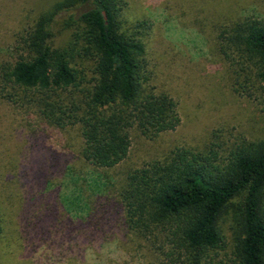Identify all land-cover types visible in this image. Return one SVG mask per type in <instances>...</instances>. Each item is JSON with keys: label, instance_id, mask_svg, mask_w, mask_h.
Masks as SVG:
<instances>
[{"label": "trees", "instance_id": "trees-1", "mask_svg": "<svg viewBox=\"0 0 264 264\" xmlns=\"http://www.w3.org/2000/svg\"><path fill=\"white\" fill-rule=\"evenodd\" d=\"M119 2H55L17 36V59L0 67L3 89L16 93L8 96L12 102L22 94L50 125L78 126L87 169H69L66 208L97 215L99 207L106 219L121 218L135 240L148 243L157 264H220L221 253L229 264H264V134L225 156L214 145L174 148L117 186L104 176L127 158L131 130L151 140L180 124L174 99L148 83L143 43L121 30ZM80 6L63 22L74 30L71 43L54 47L56 18ZM218 49L235 68L236 82L246 77L254 86L264 111V20L224 28ZM80 58L91 62L90 78Z\"/></svg>", "mask_w": 264, "mask_h": 264}, {"label": "rangeland", "instance_id": "rangeland-1", "mask_svg": "<svg viewBox=\"0 0 264 264\" xmlns=\"http://www.w3.org/2000/svg\"><path fill=\"white\" fill-rule=\"evenodd\" d=\"M57 1L0 0V67L17 59L20 32ZM117 7L121 30L144 45L148 83L174 99L180 124L151 140L131 130L127 158L103 171L112 185L177 147L205 151L214 145L225 156L234 145L262 138L258 93L246 77L236 82L218 36L245 18L264 20V0H120ZM83 8L56 18L54 47L71 43L74 30L63 22ZM77 63L90 78L91 62ZM12 93L0 84V264H157L148 243L135 240L121 218L106 219L98 204L97 215L66 208L69 169H87L78 126H52L30 98L18 94L14 103ZM221 254L220 264H229Z\"/></svg>", "mask_w": 264, "mask_h": 264}, {"label": "water", "instance_id": "water-1", "mask_svg": "<svg viewBox=\"0 0 264 264\" xmlns=\"http://www.w3.org/2000/svg\"><path fill=\"white\" fill-rule=\"evenodd\" d=\"M103 16H104V19L106 20V16H105V14L103 13Z\"/></svg>", "mask_w": 264, "mask_h": 264}]
</instances>
